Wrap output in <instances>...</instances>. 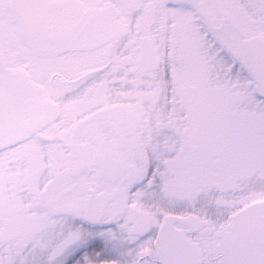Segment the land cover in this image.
<instances>
[{
    "label": "snow or ice",
    "instance_id": "snow-or-ice-1",
    "mask_svg": "<svg viewBox=\"0 0 264 264\" xmlns=\"http://www.w3.org/2000/svg\"><path fill=\"white\" fill-rule=\"evenodd\" d=\"M0 264H264V0H0Z\"/></svg>",
    "mask_w": 264,
    "mask_h": 264
}]
</instances>
